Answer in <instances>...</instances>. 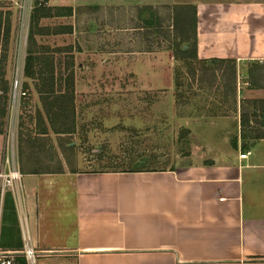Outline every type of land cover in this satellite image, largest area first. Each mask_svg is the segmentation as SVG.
<instances>
[{
  "label": "crops",
  "instance_id": "1",
  "mask_svg": "<svg viewBox=\"0 0 264 264\" xmlns=\"http://www.w3.org/2000/svg\"><path fill=\"white\" fill-rule=\"evenodd\" d=\"M192 5L196 58L234 65L244 96L264 108V0ZM46 105L38 97L21 133L19 179L2 188L0 177V249L23 264H264V111L245 127L257 133L245 148L238 138L175 166L85 169L68 159ZM3 138L0 119V170Z\"/></svg>",
  "mask_w": 264,
  "mask_h": 264
},
{
  "label": "rangeland",
  "instance_id": "2",
  "mask_svg": "<svg viewBox=\"0 0 264 264\" xmlns=\"http://www.w3.org/2000/svg\"><path fill=\"white\" fill-rule=\"evenodd\" d=\"M39 6L46 15L37 17L30 41ZM55 6H68L71 13L57 15ZM192 6V0H0V119L3 129H16L18 150L21 133L29 132L36 116V87L44 85L22 74L25 94L9 113L12 68L23 63L27 47L52 56L55 76L64 79L72 70L73 112L62 97L47 99L43 109L52 111V132L64 130L60 139L68 159L80 156L85 169L198 161L217 156L213 147L238 141L240 114L259 127L260 111L242 93L244 77L234 65L192 56ZM59 25H71V32L55 33ZM70 53L73 65L66 67ZM40 63L48 70V61ZM55 103L62 104L61 114L54 112ZM262 127L257 132L264 133Z\"/></svg>",
  "mask_w": 264,
  "mask_h": 264
},
{
  "label": "trees",
  "instance_id": "3",
  "mask_svg": "<svg viewBox=\"0 0 264 264\" xmlns=\"http://www.w3.org/2000/svg\"><path fill=\"white\" fill-rule=\"evenodd\" d=\"M50 8V7H48ZM56 9V13L57 15H66V14H70L71 13V8L68 7V6H55L54 7ZM46 9V8H45ZM43 7L39 6V7H35L34 9V13L32 14V20H31V26H30V35H29V39L30 41H32L33 39V34H34V31H33V26L36 24V20H37V17L39 15H43L45 16V10ZM59 10H65L64 12L62 11H59ZM62 12V13H61ZM40 28H43L45 30H48L47 27H40ZM45 32H48V31H45ZM55 33L57 32H71V25H59V27H57L54 31ZM66 50H68L69 47H65ZM194 49H195V41L193 39V49H192V56H195L194 54ZM43 52V53H42ZM70 52V51H69ZM45 54V55H44ZM69 58L67 60V63H66V67L68 65L72 66L73 63H72V58H73V55L72 53L69 54V56L67 57ZM48 61L49 62V66L46 68L48 70H45V68L41 65V61ZM22 74L24 76H29V77H34V76H37L40 78V84H44L43 85V88L39 86H37V91L40 92L41 96L40 98H42L43 100H47V99H62V98H65L66 100H68L67 102L70 104L68 105L70 108V112L72 113L73 112V106H72V98H73V84H74V80H73V75H72V70L70 71V73H66L64 79L62 78L61 74L58 73V75H54V64H53V59H52V56L51 55H48V53H46L45 50H33L31 49L30 47H27L26 51H25V56H24V59H23V67H22ZM57 74V73H56ZM61 80L63 81L62 83H58L56 80ZM64 83V84H63ZM70 94V96H68V94ZM5 96V95H4ZM68 96V97H67ZM62 97V98H61ZM5 99H6V96L4 97V101H3V104L5 103ZM50 102V101H49ZM55 106L57 107H53V110L54 112H56V114H61L62 110H63V107H62V104L60 103H55ZM258 108V107H257ZM264 108L260 109L259 108V111H264L263 110ZM47 110H50V109H47ZM258 110V109H257ZM3 111H4V108L0 107V115L3 114ZM240 130H239V138L241 140V144H240V148H245L246 146H248V143H247V140L248 138H246V135L247 137L251 136L252 138L253 137H256L255 134H257L254 130V128H251L249 130H247V132L244 130V125H248L249 124V121H248V118L245 117L244 115L240 114ZM249 132H252L251 134ZM232 146L233 147H236L237 146V139L235 137V139L232 141ZM16 260V263L15 264H23V258L22 260L19 261V259L15 258ZM19 261V263H18Z\"/></svg>",
  "mask_w": 264,
  "mask_h": 264
},
{
  "label": "built area",
  "instance_id": "4",
  "mask_svg": "<svg viewBox=\"0 0 264 264\" xmlns=\"http://www.w3.org/2000/svg\"><path fill=\"white\" fill-rule=\"evenodd\" d=\"M21 65H14L12 68V76L10 77V111L14 113L18 108L19 98L21 95L25 94V90L22 88V68ZM12 115V114H11ZM7 116V115H6ZM7 120H10L9 115ZM10 125L5 126L3 147H2V165L3 169L0 170V177L2 178V188L13 186L17 179L20 177L18 170V144L15 138L16 129L9 128ZM249 153L248 150L239 152V156L244 158ZM23 257L29 261L34 258V251L32 247L26 245L23 249ZM16 260L11 252L0 249V264H15Z\"/></svg>",
  "mask_w": 264,
  "mask_h": 264
}]
</instances>
